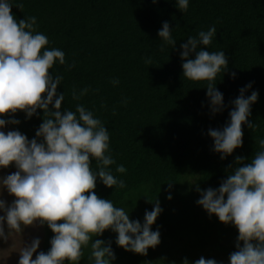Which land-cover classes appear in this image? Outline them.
Wrapping results in <instances>:
<instances>
[{
    "label": "trees",
    "instance_id": "obj_1",
    "mask_svg": "<svg viewBox=\"0 0 264 264\" xmlns=\"http://www.w3.org/2000/svg\"><path fill=\"white\" fill-rule=\"evenodd\" d=\"M11 3L17 21L36 17L37 31L49 40L47 47L65 53V64L57 62L50 69L53 76L63 77L57 86V93L65 96L62 108L75 111L76 104H82L109 131V147L116 161L109 167L126 186L108 188L97 179L95 194L111 199L115 206L130 212L131 220L141 223L154 200L160 203L162 212L152 225L153 231L159 229L160 243L149 248L146 255L118 247L111 230L93 238L111 241L116 257L113 264H182L185 259L192 264L201 257L218 260L236 251L238 229L220 222L215 215L209 216L196 203L200 198L196 189L218 188L230 172L243 166L236 164V157L250 163L259 150L256 141L264 138V0H189L183 13L175 0ZM165 21L173 29L176 46L160 51L157 33ZM210 26L216 27V37L208 47H199L222 50L228 60L227 70L215 81L225 107L215 115L206 97L207 81L183 78L180 58V45ZM148 58L150 65L145 63ZM231 72L236 73L235 79L230 78ZM113 79L119 80L115 86ZM249 83L252 87L245 96L258 92L248 117L255 128L242 124V146L221 160L213 150L208 130H222L229 121L231 101ZM83 88L89 89L87 94L73 100V89L79 93ZM37 113L26 118L18 110L0 118L19 120L17 125H7L31 140L42 123L43 111L37 109ZM91 164L95 170V161ZM117 165H123L126 172L116 173ZM169 191L171 200L166 199ZM43 229L41 251L47 252L54 234L46 224ZM90 251V244L82 248L79 264H89Z\"/></svg>",
    "mask_w": 264,
    "mask_h": 264
},
{
    "label": "clouds",
    "instance_id": "obj_2",
    "mask_svg": "<svg viewBox=\"0 0 264 264\" xmlns=\"http://www.w3.org/2000/svg\"><path fill=\"white\" fill-rule=\"evenodd\" d=\"M157 0H153L156 3ZM11 0H0V117L15 114L18 110L26 118L43 111L42 123L29 140L18 130L3 131L6 124L17 125L16 119L0 118V168L15 167L16 171L0 176V197L5 190L14 199L10 204L0 198V240H8L13 233H22L27 226L39 223L54 234L47 252H39V238L32 239L20 249L18 264H79L82 248L90 244L89 264H113L116 257L111 241L95 239L105 230L116 234L115 244L125 251L146 255L149 248L160 243L159 229L152 225L161 214L160 203L155 199L151 211H145L143 223L131 220L123 207H117L111 199L99 198L94 189L97 179L108 187L124 188L125 181L113 175L109 166L116 164L109 147V131L82 104L75 111L62 108L64 93H57L63 77L50 69L55 63L65 64V53L49 48L47 36L37 31L36 17L17 21L11 12ZM175 6L183 13L189 0H175ZM167 21L157 35L160 51L165 46L175 49L176 40ZM217 29L210 26L190 35L180 45L183 61V78L198 82L207 81L206 97L213 115L223 111V95L215 86L218 74L227 70L228 60L224 51H206L216 37ZM194 54V58H191ZM151 64V59L145 60ZM53 73V72H52ZM235 79L236 73L231 72ZM113 86L118 79L111 80ZM251 83L239 90V96L231 101L229 121L222 130L209 129L213 150L221 160L242 146V124L254 129L248 120L251 105L258 99V92H245ZM88 88L72 92L73 100L87 94ZM126 103L127 101H123ZM51 105V109L49 106ZM250 163L236 157V167L218 188L201 190L196 201L209 214L224 224L238 229L236 251L230 254L228 264H264V138H259ZM95 161V170L91 161ZM116 173H125L123 165H117ZM169 183V190L171 189ZM87 193V195H85ZM171 194L166 199L171 200ZM151 202V201H150ZM5 225L8 232L5 233ZM240 242H243L241 246ZM182 264H189L185 259ZM192 264H218L215 259L203 257ZM222 264V262H221Z\"/></svg>",
    "mask_w": 264,
    "mask_h": 264
},
{
    "label": "rangeland",
    "instance_id": "obj_3",
    "mask_svg": "<svg viewBox=\"0 0 264 264\" xmlns=\"http://www.w3.org/2000/svg\"><path fill=\"white\" fill-rule=\"evenodd\" d=\"M3 131H11V129L7 124L5 125ZM16 171V169L13 170H3L0 168V176H6L8 174H12ZM6 201L7 204H10L12 200L14 199L13 196L8 195L7 191L5 190L2 197H0ZM3 213H0L2 215ZM8 229L5 225V233L7 234ZM39 238L40 245L37 249V253L33 254V259H35V256L41 252L42 243L44 239V229L43 226H41L39 223L34 224L33 226H27L24 228L22 233H13L8 240H0V264H18L19 260V251L24 244H30L32 239ZM233 253L232 250L229 252V254L222 258L216 260L218 264H228V258L230 254Z\"/></svg>",
    "mask_w": 264,
    "mask_h": 264
},
{
    "label": "crops",
    "instance_id": "obj_4",
    "mask_svg": "<svg viewBox=\"0 0 264 264\" xmlns=\"http://www.w3.org/2000/svg\"><path fill=\"white\" fill-rule=\"evenodd\" d=\"M2 169V168H1ZM3 170H5V169H3Z\"/></svg>",
    "mask_w": 264,
    "mask_h": 264
}]
</instances>
